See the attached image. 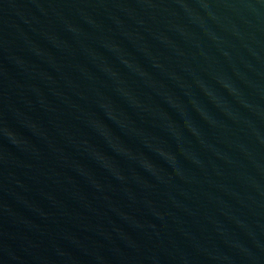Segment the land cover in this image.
<instances>
[{
	"label": "water",
	"instance_id": "water-1",
	"mask_svg": "<svg viewBox=\"0 0 264 264\" xmlns=\"http://www.w3.org/2000/svg\"><path fill=\"white\" fill-rule=\"evenodd\" d=\"M0 264H264V0H0Z\"/></svg>",
	"mask_w": 264,
	"mask_h": 264
}]
</instances>
